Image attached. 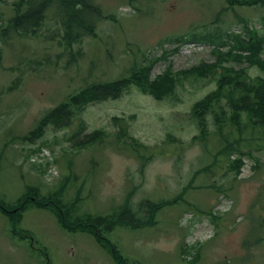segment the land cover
<instances>
[{"label":"rangeland","instance_id":"1","mask_svg":"<svg viewBox=\"0 0 264 264\" xmlns=\"http://www.w3.org/2000/svg\"><path fill=\"white\" fill-rule=\"evenodd\" d=\"M16 1L0 0V27ZM96 2L105 15L96 36L72 50L50 40L57 29L51 21L42 37L8 44L0 38V197L14 205L28 186L48 194L66 183L67 201L80 193L81 214L107 215L127 201L138 211L146 198L173 199L185 189L184 201L160 210L152 226L122 225L109 234L129 262L264 264V135L242 141L240 154L229 157L207 116L206 138L192 142L201 132L193 107L216 89L215 78L195 79L188 71L162 99L131 85L119 98L74 114L69 127L49 125L42 137L27 140L47 110L84 86L127 77L139 66L151 65L155 79L215 63V45L190 41L193 34H220L227 42L223 52L246 29L264 35L262 0ZM229 61L224 64L238 67ZM239 68L251 79L264 76L247 63ZM80 123L79 139L100 129L103 142L73 148L70 138ZM7 221L0 214V264H114L90 236L65 233L49 212L22 215L16 231L27 240L11 236ZM37 249L48 255L37 257Z\"/></svg>","mask_w":264,"mask_h":264},{"label":"trees","instance_id":"2","mask_svg":"<svg viewBox=\"0 0 264 264\" xmlns=\"http://www.w3.org/2000/svg\"><path fill=\"white\" fill-rule=\"evenodd\" d=\"M13 10L14 14L5 26L0 27V38L5 44L14 38L42 37L40 32L48 21H51L57 29L52 32L50 40L67 50L81 45L86 38L95 37L100 21L105 18L96 0H18L14 3ZM44 38V41L49 42L46 36ZM189 40L213 43L216 62L211 64L202 62L179 74L173 73L172 77L164 72L155 79L151 78V65L139 66L133 68L127 77L114 81L94 82L84 86L47 110L41 116L37 126L29 133L27 140L33 141L42 137L44 129L49 125L69 127L74 114L82 112L90 104L119 98L131 85L137 86L142 92L156 99L170 96L180 76H184L189 71L188 77L195 79L213 77L216 84L214 91L194 105L193 114L201 132L193 137L192 142L206 138L208 133L206 117L211 116L214 124L213 134L224 143L223 154L229 157L240 154L239 147L242 141L250 139L258 131L264 135V76L260 75L251 79L245 68H239L247 63L250 67L256 66L264 71V59L262 58L264 35L254 29H246L243 36L234 35V43L228 52L222 51L227 42H224V38L216 32L196 33ZM226 61L235 62L238 67L225 65ZM223 108L226 113L222 111ZM81 127V123L78 124L76 132L70 138L73 141V148L87 149L103 142L105 134L100 129H95L79 139L78 135L83 133ZM121 134L122 132L120 136ZM236 135L239 136L240 142ZM65 187L66 183H63L53 192L43 194L39 188L28 186L14 205L5 202L0 197V214L9 219L16 231L24 213L32 209L49 212L65 231L85 232L95 236L106 249H109L116 264L132 263L121 254L112 241L103 237V232H110L122 225L130 226L134 230L152 226L160 210L167 206L177 205L185 198V189H183L173 199L166 198L156 201L146 198L138 211L134 210L127 201L110 215L81 214L79 212L80 193H77V197H74L72 201H67L64 196ZM141 211L145 212L146 217H137ZM261 225L264 226L263 223ZM37 251V257H42L40 253L48 255L45 249H37Z\"/></svg>","mask_w":264,"mask_h":264}]
</instances>
